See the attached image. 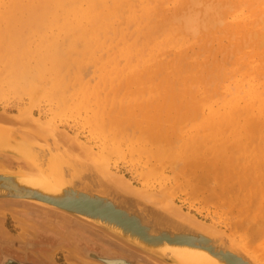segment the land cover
<instances>
[{
  "label": "bare ground",
  "instance_id": "6f19581e",
  "mask_svg": "<svg viewBox=\"0 0 264 264\" xmlns=\"http://www.w3.org/2000/svg\"><path fill=\"white\" fill-rule=\"evenodd\" d=\"M144 1L138 2L141 7L135 4L140 8L137 11L133 0H0V99L7 92H21L32 100L16 112L0 109V191H6L0 195V207L23 211L17 219L32 233L40 225L27 215L46 217L50 228L43 230L49 234H40V240L62 241L66 234L56 225L75 227V221L82 229L84 225L98 228L118 248L155 264H264L263 244L253 247L255 239L263 236L255 237L256 229L264 227V88L251 79L236 80L232 86L226 83L229 87H220L222 92L216 85L217 91L211 87L218 78L231 82L225 78L227 72L233 78L241 71L242 66L229 60L232 56L240 59V49L249 50L247 68L264 67L262 56H250L251 43L264 40V0H174L168 13L165 7L157 11L153 0L148 1L153 8ZM118 19L121 25L125 22V29H119ZM140 37L145 40L138 41ZM233 37L241 43L238 40L232 53L224 39ZM193 42L200 48H194ZM200 50L206 54L204 60ZM216 52L221 53L220 59ZM31 58L34 64L27 61ZM215 92L222 94L220 100L215 99L219 97ZM43 96L45 101H54V108H49L52 114L58 113L56 108L63 110L73 97L75 105L89 109L91 120L100 115V127L113 140L136 143L135 148L154 157L153 168L164 163L156 168L162 170L158 176L163 183L158 188L137 187L112 171L108 147L103 145L110 137L99 135V127L97 135L106 140L98 142L102 147L71 135L51 119L35 116L34 105ZM73 103H69L70 111L76 107ZM79 109H73L74 113ZM95 122L89 127L92 133L98 126ZM81 124L90 130V122ZM221 126H228L229 133L224 132L226 128L224 134L218 131ZM206 127L210 130L205 135L201 129L208 131ZM165 165L171 174L165 173ZM233 166L241 175L239 186L234 181L222 182L227 168ZM148 169L144 176L148 171L156 173ZM12 173L25 176L14 178ZM186 178L193 180L188 181L193 188L196 183L198 187L210 184L212 189L203 186L199 191L206 188L211 199L215 197L212 190L218 197L233 191L240 213L246 208L253 211L252 221L260 212L250 204L261 202V222L248 225L252 228L246 222H233L244 236L233 227L227 231L214 221L199 219L175 200L177 189L188 186ZM171 179L174 185L165 186ZM1 225L4 239L7 232ZM72 251L75 264H128L121 258L99 255L96 260L93 252L85 257L77 248ZM1 262L6 264V259Z\"/></svg>",
  "mask_w": 264,
  "mask_h": 264
},
{
  "label": "rangeland",
  "instance_id": "374dc122",
  "mask_svg": "<svg viewBox=\"0 0 264 264\" xmlns=\"http://www.w3.org/2000/svg\"><path fill=\"white\" fill-rule=\"evenodd\" d=\"M137 1V0H136ZM135 0H133V2H132V4L133 5H135L136 2ZM140 1V0H139ZM139 1H137V4L136 5H138L139 3ZM144 1V0H143ZM143 1L141 0V3H143ZM148 1L150 2V1H152V0H145L144 2H147L145 5H147V6H150L151 4H149L148 3ZM154 1H158V2H160L159 4H161V3H163V5L161 4V5H159V4H157L158 2H156V3H154ZM165 1L166 0H164V1H161V0H153V2H151L152 4H153V6H154V8L155 7H157V6H159V9L157 8V11L158 10H161V7H165V8H168V9H166V12L168 13V11L170 12V10L172 9L173 10V8L172 7H174L175 5L173 4L174 3V0H170V1H166V3H165ZM171 2V3H170ZM173 2V3H172ZM109 3H110V1H109ZM141 3L139 4L140 6L139 7H141ZM167 3L169 4V5H167ZM131 4V5H132ZM149 4V5H148ZM155 4H157L156 6H155ZM174 5V6H171V5ZM132 5V6H133ZM136 5L134 6V7H136ZM131 6V7H132ZM138 7V6H137ZM136 7V10L137 11H139V9ZM151 8H153L152 6H150ZM170 7V8H169ZM131 9V8H130ZM134 9V8H133ZM135 9L133 10V11H136ZM168 10V11H167ZM171 10V11H172ZM119 20L120 19H118V24H120L119 23ZM115 21H117V20H115ZM115 23V22H114ZM113 23V27H119V25H115ZM117 24V23H116ZM123 24H125V22L123 23ZM121 25L122 27L121 28H119V29H123L124 28V25ZM132 26V28H134V26L133 25H131ZM127 28V27H126ZM131 27L129 26V29H130ZM131 28V29H132ZM125 29V28H124ZM56 31H57V29H55ZM55 30H53V31H55ZM128 30V29H127ZM124 31V30H123ZM126 31V30H125ZM130 31H132L133 32V30H129V33H130ZM57 32H59V31H57ZM127 33H128V31H126ZM123 33V32H122ZM59 34H60V32H59ZM123 34H125V35H127L126 33H123ZM130 35H133V33H131ZM119 36H121V35H119ZM134 36H135V32H134ZM134 36H132V37H134ZM131 37V38H132ZM191 38V37H190ZM239 38V37H238ZM62 39V38H61ZM191 39H193V38H191ZM141 40H145V38L144 37H140V40H139V38H138V41H141ZM240 41V39H236L235 40V37H233V39H230V41H228L227 39H224V45H227V46H231L230 48H231V50H230V52H232L233 53V51H234V48L237 46H239V45H237V43ZM129 41H130V38H129ZM136 41V40H135ZM138 41H136V43L138 42ZM210 41V43L212 42V40H209ZM236 41V44H234L233 42H235ZM260 41L261 42H263L262 40H256V42L254 43V42H252L251 43V45L252 44H254V45H252L253 46V48L250 50L251 52L250 53H252L250 56H254V57H256V58H260V56H262V62L264 63V61H263V58H264V43H263V45H262V43H260ZM230 42H232L231 43V45H229V43ZM35 43V45H36V41L34 42ZM34 43H32V46L34 45ZM215 43V42H214ZM241 43V41L238 43V44H240ZM261 46L260 47V49L258 48L259 47V45ZM232 44H233V46H232ZM34 45V46H35ZM197 45V44H196ZM195 45V46H196ZM258 45V47H256V46ZM31 46V47H32ZM192 46H194V42L192 43ZM195 46H194V48H195ZM226 46V47H227ZM235 46V47H234ZM106 47V46H105ZM137 47H140V45H139V43L137 44ZM197 49L198 48H200V44L199 45H197V47H196ZM259 49V53H261V52H263V53H261V55H257V54H259L258 53V49ZM227 49H229V47L227 48ZM134 50H136V48H134ZM196 50V49H195ZM235 50H236V48H235ZM247 50V51H246ZM246 50L244 51V49H240L239 50V55L240 56H242L240 59H238V60H236V58H235V56H232L231 58H230V56H229V60H230V63L232 62V64L234 63L235 65H237L238 67H240L241 68V66H242V68H241V71L240 72H236L235 73V76L233 75V78H232V76H231V78H230V75L232 74V73H229L228 74V72H227V75H225V78H229V80L228 81H230V79H231V82H227L226 81V79H224L223 77H224V75L222 76V78L223 79H221V80H224V83H221L220 81H219V79L220 78H218V79H216V80H214V81H216V82H214V86H211L214 90H215V85H216V89L217 90H219V92L221 91L222 92V88H220V87H224L225 86V84L227 83V84H230L231 86L234 84V82L236 81V80H242V82H247V81H249L250 79V81L249 82H251V83H256V84H258L260 87H261V89H263L264 88V79H263V74H264V67H262V68H252V67H250V68H247V67H249V61H248V59H249V57H248V49L246 48ZM257 50V51H256ZM138 51V50H137ZM190 51V50H189ZM197 51H199V50H196V52ZM191 52V51H190ZM195 51L193 50V53H194ZM200 52H201V50H200ZM167 53L168 52H166V53H164L165 55H167ZM243 53V54H242ZM245 53V54H244ZM169 54V57L172 55L171 54V52L170 53H168ZM171 54V55H170ZM191 54H192V52H191ZM215 54V57L218 55L219 56V58L218 57H216V58H218V59H220L221 58V53H218V52H216V53H214ZM214 54H213V56H214ZM220 54V55H219ZM165 55H164V57H165ZM204 57L203 59H202V56ZM201 55L199 56V57H197V55L196 56H194V57H197V58H199L200 60L202 59V60H204L205 59V53L204 54H202V52H201ZM256 55V56H255ZM168 56V55H167ZM166 56V57H167ZM222 57H224V54H222ZM246 58H248V59H246V61L244 62V60ZM32 60H27L29 63H31V64H34V60H33V58H31ZM228 60V59H227ZM226 60V61H227ZM34 61V62H33ZM243 61V62H242ZM33 62V63H32ZM244 63V65L243 64H239V63ZM238 63V64H237ZM247 63V65H245ZM228 65H229V63H228ZM64 66V65H63ZM1 67V66H0ZM244 67V68H243ZM231 69V68H230ZM230 69H229V71H230ZM243 71V72H242ZM262 71V72H261ZM252 72V73H251ZM256 72H258V74L259 75H257L256 74ZM255 73V74H254ZM262 73V74H261ZM238 74V75H237ZM229 75V76H228ZM236 75H237V77H236ZM240 75H241V77H240ZM260 75H262V76H260ZM258 76V77H257ZM262 77V78H261ZM242 78V79H241ZM245 78V79H244ZM256 79V80H255ZM217 80H218V83H217ZM245 80V81H244ZM258 80V81H257ZM232 81H233V83H232ZM223 82V81H222ZM262 83V84H261ZM221 85V86H219V88L221 89H218L217 88V86L218 85ZM227 84H226V87H229V85L227 86ZM234 87V86H233ZM5 88V87H4ZM230 88H232V87H230ZM217 90H215V91H217ZM7 93H9L8 95H7ZM7 93H5V95H6V97H5V95H4V98L2 97V99H0V109H6V110H8L9 112H16V111H19V109H21V108H25V107H28V105H29V103L31 104V101H30V99L28 98V96L26 97L25 95L26 94H22L21 92H20V94L19 93H12V94H10L11 92H7ZM17 94V95H16ZM19 94V95H18ZM216 94H218L219 95V97L218 98H215L216 100H220L221 99V96H222V94H221V96H220V94L219 93H216L215 92V94L214 95H216ZM217 95V96H218ZM42 97V96H41ZM44 97V96H43ZM67 97H70L69 95H67ZM216 97V96H215ZM28 98V99H27ZM72 98V99H71ZM70 98V100H72V101H68V103H66V104H68L69 105V108H67L66 107V104L64 105V107H63V110H62V108L60 109V107L57 109L56 107V110L58 111V113H56V114H52L53 112H51L50 110H49V108H54V105H55V103H54V101H52V103H54V104H52L50 101H49V99H48V101H45V97L44 98H42L41 99V101L37 104V105H34V109H33V113L35 114V116H39L40 118H44V119H51L52 121H53V123H55L56 125H58V127L59 128H62V129H65L68 133H70L71 135H74V134H77L78 135V137L79 138H81V140H86V141H88V142H90V143H92L93 145L95 144L96 145V147L97 146H99V144H100V147H102V145H101V142L102 143H106V140H107V143L106 144H103L104 146L106 145L107 147H108V149H107V147H105L106 149H107V151L110 153L109 155H110V166H111V169H112V171H115L116 173H118V174H121L122 176H125L127 179H130L131 181H132V183H133V185L134 186H137V187H140V186H142V185H144V184H151L153 187H155V188H158L163 182H161V179L159 178V174H161L160 172H162V170H160V172H157V170H156V168H158L159 167V169H161L162 168V165L164 164H160L159 162H158V166H154L155 168H153L152 166L153 165H156V163L155 164H153V156H150L149 154H147L146 152L144 153L142 150H139V149H137V148H135L134 146L136 145V147L138 146L136 143L134 144H131L130 142H125V141H127V140H119V139H115V140H113V138H112V136H111V134L109 135V134H107V132H104L105 130H103V127H100V125H101V123L99 122V119H98V116H100V115H97V119H94V120H91V119H93V117H91L90 118V116H93V115H91V113H90V111H89V109H87V111H85V110H82V109H86V108H83L82 106V108H80V106L78 105V104H74L73 102H75L74 101V98L73 97H71ZM67 99V98H66ZM69 99V98H68ZM29 100V101H28ZM43 100V101H42ZM73 103L75 106V108H73L74 110L75 109H79L77 112H75L74 113V110L72 109V111H70L69 109H71L70 108V104L69 103ZM77 105L79 106V108H77ZM31 106V105H30ZM61 106H63V105H61ZM71 107H73V106H71ZM51 108V109H52ZM64 108H67V110L66 109H64ZM55 110V111H56ZM59 110H62V111H59ZM82 110V111H81ZM53 111V110H52ZM56 111V112H57ZM76 111V110H75ZM85 114H84V113ZM55 113V112H54ZM78 113H80V114H78ZM88 113V114H87ZM90 113V114H89ZM83 114V115H82ZM84 115H87V120H86V116H84ZM90 115V116H89ZM82 116H84L85 118V120L83 119V118H81ZM194 116V115H193ZM94 118H96L95 116H94ZM100 118V117H99ZM89 119H90V121H89ZM82 120H84V121H82ZM98 121V126L96 127L95 126V128L94 127H92V128H94L93 130H94V133H95V135H94V133H92L93 131H91V126H94V122L95 121ZM91 121H93V122H91ZM81 122H85V124L86 123H89L90 122V125L89 124H86V126H88V128L90 129V130H88L86 127H85V125H83L84 127H81V125L83 124H81ZM96 123V122H95ZM99 123H100V125H99ZM92 124V125H91ZM228 124V123H227ZM80 125V126H79ZM96 125H97V123H96ZM228 126H229V129L231 130V126L228 124ZM228 126L226 127H224L223 128V126H221V128H223L222 130H221V128L220 129H218V131L220 130L221 132L226 128L227 130L225 131L224 130V132L225 133H229V129H228ZM98 127L101 129L100 130V132H102V133H100L99 135H101L102 136V134H103V137H104V139H106L105 137H110V139H106L104 142L103 141H101V140H104L103 138L101 139V136H99V135H97L98 133H99V131L98 130H96V129H98ZM186 128H188V126L186 127ZM207 128V127H206ZM209 128H207L206 130H208ZM186 130V129H185ZM185 130H183V132H185ZM210 130V129H209ZM209 130L208 131H205V128L203 129H201V132L203 133V134H208L209 133ZM90 131V132H89ZM98 132V133H97ZM206 132V133H205ZM90 133H91V135H90ZM106 133V134H105ZM222 134H224L223 132H222ZM96 135H97V137H96ZM105 135V136H104ZM108 135V136H107ZM94 136H95V138H94ZM97 138V139H96ZM99 138H100V140H99ZM112 139V140H111ZM112 141V143L111 142H109V141ZM119 140V141H118ZM99 141H101L100 143H98ZM116 143V145H114L113 146V143L114 142ZM117 141V142H116ZM120 141H121V143H120ZM124 142H125V144L128 146L129 145V143H130V145L128 146L129 147V149H127L128 147H126V145L124 146L123 144H124ZM118 143H120L119 145H118ZM111 144H112V146L114 147V148H117L118 147V149H121L120 150V153H119V151H118V149H117V153H115L116 151L114 150V148L111 146ZM109 145V146H108ZM122 145V146H121ZM132 145V146H131ZM119 146H121L120 148H119ZM130 146H131V148H130ZM99 147V148H100ZM110 147H111V149H110ZM125 147V148H124ZM132 147H134L133 149H132ZM131 149H132V151H131ZM136 149V151L134 152V150ZM111 150V151H110ZM112 150H114L113 152H112ZM106 151V150H105ZM122 151V152H121ZM131 151V152H130ZM142 152V154H145V155H143L145 158H146V154L148 155V156H150L149 158L147 157L146 159L148 160V161H146V159L142 156V154H141V152ZM140 152V153H139ZM149 153V152H148ZM144 158V159H143ZM152 162V164H150L151 162ZM154 161H156V160H154ZM144 162H145V164H144ZM147 162V163H146ZM236 162L237 161H235L234 162V164H236ZM144 164V165H143ZM160 164V165H159ZM166 164V163H165ZM168 164V163H167ZM150 165H152V166H150ZM146 166L149 168H151L152 169V171L153 172H155L156 171V173L154 174H151V173H149V171L147 172V173H149V175H147V173H146V176H144V173H143V171H145L146 169H148V168H146ZM161 166V167H160ZM13 169H18L17 168V166L16 165H13V167H12ZM150 168L148 169V170H150ZM167 168H169L168 167V165H165V168H164V170H165V173H169V174H171L170 173V171L171 170H169V169H167ZM147 171V170H146ZM145 171V172H146ZM141 172L143 173V175L141 174ZM150 172H151V170H150ZM234 175H236V176H234ZM233 177V178H232ZM187 180V182H186V185H188V186H184V190H183V188L182 187H180V189L178 190L177 189V193H176V195H175V200L179 203V204H181L182 205V207L184 208V210H189L190 212H192V213H194L197 217H199V219H203V220H205V221H207V222H211V221H214V222H216L219 226H221V227H223L224 229H226L227 231H229V230H231V228L233 227V228H235L234 226H233V222H241V224H246V223H248V224H246V226L247 227H250V226H248V225H253V224H255V222H258L259 220H258V218H261V216L263 215V209H261V207L259 206V205H261L262 206V204H261V202H258V203H255L254 204V201H253V204H250V206L251 205H254L255 206V208L256 207H258V208H254V206H252L253 207V209H254V211H258V212H260L258 215H257V217H254V219H256V220H254V221H252L253 220V215H252V212L253 211H249V208H246V211L244 212V214H241L240 212H241V209L239 208V205L237 204V202L236 201H233L234 199H235V196H236V194L232 191H230V196L232 197V199H229L230 198V196H229V194L228 193H226V194H224V193H222L221 192V196L220 197H218V196H216L217 194V192L216 191H211L212 193L214 192V194L213 195H215V197L214 198H212L211 199V197H209L210 196V194H208L210 191V189H212L209 185L210 184H208L207 183V185H208V187H207V185L205 186V184H202V185H199L200 187H198V183H196V185H194V188H193V180H191L190 181V178H186ZM224 180V181H223ZM167 180H165L164 182H166ZM188 181H190V182H192V183H190V185L188 184ZM228 181H234L236 184H238V186L240 185V184H242L240 181H241V175L239 174V169L236 167V166H233L232 168H230V170L228 171V168H227V170L225 171V178H223L222 179V182L223 183H225V184H227V182ZM176 181L174 180V179H171L169 182H167L166 184H165V186L166 185H170V186H173L174 185V183H175ZM200 183H202V182H200ZM205 183V182H204ZM190 186H192L191 188H192V190H191V188H190ZM195 186L197 187L196 189H195ZM203 186H205L206 188H208L209 190H208V193L207 192H205L207 189L205 188V190L203 189H200V191H199V188H203ZM189 188H190V191H188L189 190ZM185 190H187V191H185ZM226 191H228V190H226ZM204 193H206V194H204ZM209 195V196H208ZM208 196V197H207ZM217 197V198H216ZM219 198H222L221 199V202H220V199ZM225 198H227V201L225 200ZM236 198H239L238 196L236 197ZM217 199V200H216ZM252 199V198H251ZM226 202V204H224V201ZM256 202V201H255ZM234 206V208H232ZM236 206V207H235ZM236 208H238V209H236ZM251 208V207H250ZM262 208H263V206H262ZM261 209V210H260ZM239 210V211H238ZM252 210V209H251ZM263 210V211H262ZM228 211V212H227ZM239 213H238V212ZM236 212V213H235ZM250 212V213H249ZM3 213L5 214V215H3ZM22 213H24L23 211L21 212V211H19V212H14V211H12V210H10V209H8V208H4V207H0V221H1V224H3V225H1V227H3L4 226V228H5V231L7 232V235L4 237V239L1 237V235H0V263L2 264V262H1V260L3 259V258H5L6 259V264H39L38 262H36V261H38V259H40L41 260V263L40 264H75L74 262H73V255H74V253H73V251L72 250H76V248H77V250L79 249V251H80V254H82L83 256H85V257H88L87 256V254H89V253H95L96 255H95V259H96V257H99V255H105V256H107V257H113V258H121V259H123L124 261H127L128 262V264H155V263H153L152 261H150V260H148V259H146V258H140L139 256H136V255H130V254H128L127 252H125L123 249H121V248H118L117 246H115V244L112 242L113 240H112V238H109V237H107L106 235H103L102 233H100L99 231H97L96 229H98V228H96V229H91L90 227H87V226H85L84 225V228L82 229L81 227H80V224L78 225V223L77 222H75V221H73V223H76V226L75 227H71L70 226V224L69 223H66V226H68L69 225V227L67 228V227H61L60 225H56L57 227L59 226V228L66 234V235H64L63 237V240L62 241H57L56 239H54L52 242L50 241V240H46V239H44V240H40V234L42 235H44L45 233L46 234H49L48 233V231H45V230H43V229H49L50 228V226H48L47 225V221L46 220H44V219H46V217H44V216H36V217H34V219H32V218H30L31 217V215L32 214H28L27 215V218L28 219H30L31 221L33 220L34 221V223L33 224H37V225H40V228H39V226H36V228H39L38 230V232H28L26 229H25V227L23 226V224H21L20 223V221H19V219H17V218H20V216H22ZM57 213V212H56ZM231 213V214H230ZM39 214V213H38ZM227 214H230V215H227ZM236 214V215H235ZM231 215H233V216H231ZM246 215V216H245ZM251 216V218H249L248 216ZM264 216V215H263ZM234 219H233V218ZM236 217V218H235ZM239 217V218H238ZM248 217V218H247ZM36 218V219H35ZM39 218V219H38ZM230 218H232L231 219V223L229 222L230 221ZM252 219V220H251ZM264 218L262 217L261 218V220H263ZM244 220V221H243ZM248 220H250V221H248ZM261 220H260V222H261ZM264 221V220H263ZM38 222V223H37ZM71 222V221H70ZM246 222V223H245ZM251 222V223H250ZM230 224H232V226L230 225ZM229 226V227H228ZM48 227V228H47ZM34 229H35V227H33ZM229 228V229H228ZM250 228H252V227H250ZM254 228V227H253ZM261 228H262V230H261ZM260 229H259V227H258V229H256L257 230V235L255 236V237H257V236H260V235H262V233H263V236H264V231H263V229H264V227H261ZM261 230V231H260ZM242 232V233H239V232ZM260 231V232H259ZM62 232V233H63ZM235 232H237V234H241V235H244V232L242 231V230H240V229H236L235 228ZM29 234V235H28ZM30 234H32V235H30ZM67 234H69V235H67ZM256 234V233H255ZM259 234V235H258ZM100 235V236H99ZM103 235V236H102ZM245 236V235H244ZM261 237V238H258L259 240L258 241H256L257 240V238L255 239V243H254V245H253V247L255 246H257V244L256 243H259V244H263V246H264V237ZM103 237V238H102ZM261 239V240H260ZM108 241V242H107ZM261 243H260V242ZM263 241V242H262ZM248 245H251L250 244V242L249 243H247ZM113 245V246H112ZM251 245V246H252ZM69 248H72L71 250H69ZM120 249V250H119ZM85 251H87V253H85ZM84 252V253H83ZM125 252V253H124ZM121 253V254H120ZM98 254V255H97ZM114 255V256H113ZM73 256V257H72ZM94 258V257H93ZM130 259V260H129ZM133 259V260H132ZM97 260V259H96ZM35 261V262H34ZM99 261L101 262V259H99ZM142 261H144V262H142ZM80 264V263H79Z\"/></svg>",
  "mask_w": 264,
  "mask_h": 264
},
{
  "label": "water",
  "instance_id": "95a60500",
  "mask_svg": "<svg viewBox=\"0 0 264 264\" xmlns=\"http://www.w3.org/2000/svg\"><path fill=\"white\" fill-rule=\"evenodd\" d=\"M34 166V165H33ZM37 170H38V168L36 167V166H34ZM9 173V172H8ZM11 174V173H10ZM13 174V173H12ZM14 175V176H13ZM12 176L14 177V178H16V177H18V178H22V177H24L25 175H19V174H13ZM19 175V176H18ZM6 191H0V195H3L4 193H5ZM107 227V226H106ZM108 228V227H107ZM110 229V228H109ZM110 230H112V229H110ZM113 231V230H112ZM132 245V244H131Z\"/></svg>",
  "mask_w": 264,
  "mask_h": 264
},
{
  "label": "flooded vegetation",
  "instance_id": "af4514ba",
  "mask_svg": "<svg viewBox=\"0 0 264 264\" xmlns=\"http://www.w3.org/2000/svg\"><path fill=\"white\" fill-rule=\"evenodd\" d=\"M47 219V218H46Z\"/></svg>",
  "mask_w": 264,
  "mask_h": 264
}]
</instances>
